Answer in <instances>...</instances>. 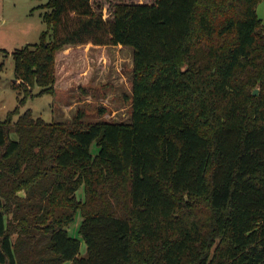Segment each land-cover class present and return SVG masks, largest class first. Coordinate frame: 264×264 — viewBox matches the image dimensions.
<instances>
[{
    "label": "trees",
    "instance_id": "16d2710c",
    "mask_svg": "<svg viewBox=\"0 0 264 264\" xmlns=\"http://www.w3.org/2000/svg\"><path fill=\"white\" fill-rule=\"evenodd\" d=\"M261 1L43 5L38 41L1 49L20 102L87 82L84 48L128 46L130 118L0 120V264H264Z\"/></svg>",
    "mask_w": 264,
    "mask_h": 264
},
{
    "label": "rangeland",
    "instance_id": "374dc122",
    "mask_svg": "<svg viewBox=\"0 0 264 264\" xmlns=\"http://www.w3.org/2000/svg\"><path fill=\"white\" fill-rule=\"evenodd\" d=\"M47 1L0 0V120H4L9 111L17 108L18 113L30 109L35 117H41L47 122H70L78 111L83 113L82 120L87 122L100 119L128 122L132 76V48L128 46L107 45L98 55L96 48H84L82 54L92 69L87 82L73 81L66 88L57 87L53 94L28 96L23 103L20 102L23 94L11 85L14 81L13 58L1 49L11 51L38 41L39 34L46 28L42 13ZM256 11L264 22V0L258 4ZM38 90L36 86L33 93ZM16 118L17 113L13 119ZM91 149L97 150L95 143ZM18 192L25 194L24 190ZM76 196L80 199L83 197L81 187ZM80 221L81 214L78 211L67 228L70 236L79 238L77 229ZM11 239L17 240V232L11 234ZM80 253H85L82 240ZM62 264L70 263L66 261Z\"/></svg>",
    "mask_w": 264,
    "mask_h": 264
},
{
    "label": "water",
    "instance_id": "95a60500",
    "mask_svg": "<svg viewBox=\"0 0 264 264\" xmlns=\"http://www.w3.org/2000/svg\"><path fill=\"white\" fill-rule=\"evenodd\" d=\"M254 95H256L258 93V90L257 89H254L253 92H252ZM17 195L21 196V197H24L25 194H20V192H17Z\"/></svg>",
    "mask_w": 264,
    "mask_h": 264
},
{
    "label": "crops",
    "instance_id": "0c3cea01",
    "mask_svg": "<svg viewBox=\"0 0 264 264\" xmlns=\"http://www.w3.org/2000/svg\"><path fill=\"white\" fill-rule=\"evenodd\" d=\"M29 44V43H28Z\"/></svg>",
    "mask_w": 264,
    "mask_h": 264
}]
</instances>
